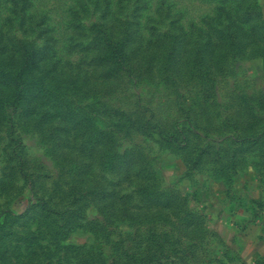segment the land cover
<instances>
[{"label": "rangeland", "instance_id": "1", "mask_svg": "<svg viewBox=\"0 0 264 264\" xmlns=\"http://www.w3.org/2000/svg\"><path fill=\"white\" fill-rule=\"evenodd\" d=\"M93 25L104 44L132 32L143 75L95 92L118 167L77 150L62 173L48 151L63 162V133L8 108L0 264H145L147 254L157 257L148 264H264V0H0V58L20 40L39 48L41 73L69 64V74L99 77L87 63ZM109 107L150 127H126ZM20 145L29 181L3 151ZM83 161L95 163L86 175Z\"/></svg>", "mask_w": 264, "mask_h": 264}, {"label": "trees", "instance_id": "2", "mask_svg": "<svg viewBox=\"0 0 264 264\" xmlns=\"http://www.w3.org/2000/svg\"><path fill=\"white\" fill-rule=\"evenodd\" d=\"M100 27L102 28V26ZM100 27L92 26V31L98 33L95 37V43H92L97 54L90 61H87L88 65L93 67V70L95 68L101 69L99 77L95 76L93 71L82 75L80 73L69 74L66 71L67 67H70L69 64H66V67L57 65L53 68H44L45 70L42 69L43 73H41L43 60L40 57L39 48L20 40L13 42L10 47L7 46L9 50L5 51L6 57H3L5 62H1L3 58H0V131L2 128H5V132L8 131L6 129L9 119L7 110L10 107L14 111H18L20 116L25 111L34 115L33 118L38 116V118L34 119L35 123L38 121V123L42 122L43 125L45 123L46 125H54V134L63 133L59 141L55 142V147L64 151L58 156L63 162L57 159V153H53V151H48V153L54 155V159L57 162L63 163L60 165L62 173H71L77 166L73 157L77 150L95 154L97 157L96 164L103 169L113 170L118 167L116 160L118 156L120 158L121 156L116 152V141L113 137V131L110 129L113 123L107 125L105 122H100V118L97 115L98 111L95 110L100 101L95 92L98 89V85L103 82L110 86L115 81L122 82L124 79L131 81L132 77L143 76L139 74L140 67L135 65L136 59L134 56L131 57L128 52L129 46L131 47V44H134L130 40L132 32L126 31L125 36L117 39H113V37L111 41H104V44L99 33L101 32ZM102 46L107 49L103 50ZM87 49L89 48L86 47ZM1 50L4 51L5 49ZM131 51H133L132 54L136 53L135 49ZM8 56L9 62H7ZM112 93V90H110L106 96L104 92L103 98L107 97L110 99ZM107 109L113 110L116 115H121L124 118L126 127L133 129L143 128L144 130L150 127L146 120L142 122L134 113H128L112 107ZM99 123H102L101 128ZM47 133L49 135L51 130ZM164 134L166 137L163 136ZM48 135L46 134L45 137ZM162 137L164 143H171L172 135L162 133ZM174 141L176 140L174 139ZM3 151L11 161L10 168L14 169L24 181H29V175L24 169V163H26L23 156L24 146L20 145V150L11 147L10 150H5L4 148ZM124 153L123 159L126 163L130 154L129 149ZM75 157L78 158L79 156L75 155ZM94 164L83 161L80 175H86L88 168L93 167ZM124 167H127L125 172H128L130 168L126 164H124ZM43 176L46 177L47 175ZM97 189L91 187L88 190L84 189V192L92 194ZM37 199L40 200L39 196ZM47 209L54 214H58L61 211L48 206ZM70 212L75 217H84V212L81 209H73ZM144 258H148L147 263H145L148 264L157 257L147 254Z\"/></svg>", "mask_w": 264, "mask_h": 264}, {"label": "crops", "instance_id": "3", "mask_svg": "<svg viewBox=\"0 0 264 264\" xmlns=\"http://www.w3.org/2000/svg\"><path fill=\"white\" fill-rule=\"evenodd\" d=\"M252 257H253V256H252ZM250 258H251V257H250ZM244 259H245V258H244ZM246 262H247V261H246ZM248 262H251V260H250V261H248ZM248 262H247V263H248ZM252 263H253V262H252ZM248 264H250V263H248ZM253 264H254V263H253Z\"/></svg>", "mask_w": 264, "mask_h": 264}]
</instances>
